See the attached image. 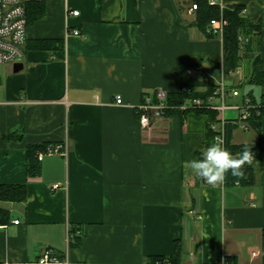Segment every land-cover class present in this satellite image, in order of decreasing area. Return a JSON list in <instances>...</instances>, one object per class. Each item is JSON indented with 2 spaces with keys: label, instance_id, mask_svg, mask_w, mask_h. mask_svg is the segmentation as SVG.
Segmentation results:
<instances>
[{
  "label": "crops",
  "instance_id": "1",
  "mask_svg": "<svg viewBox=\"0 0 264 264\" xmlns=\"http://www.w3.org/2000/svg\"><path fill=\"white\" fill-rule=\"evenodd\" d=\"M219 2L245 5L262 24L253 53L260 83L241 94L263 101L264 0ZM190 7V0L27 6L23 68L0 69V184L27 187L25 203L0 202L12 216L0 227V264H41L47 251L59 262L46 264H148L173 256L177 242L180 264H264V120L260 131L233 132L232 144L262 155L256 184L233 187L211 186L189 166L206 142L204 115L168 116L149 133L140 125L147 93L206 91L208 76L188 75L187 67L219 77L213 65L223 60V42L205 35ZM65 141V157L46 156L41 175L28 176V146Z\"/></svg>",
  "mask_w": 264,
  "mask_h": 264
},
{
  "label": "built area",
  "instance_id": "2",
  "mask_svg": "<svg viewBox=\"0 0 264 264\" xmlns=\"http://www.w3.org/2000/svg\"><path fill=\"white\" fill-rule=\"evenodd\" d=\"M48 0H0V65H17L23 62L25 57L24 46L27 40V6L31 3H43ZM210 6H217L221 10V15L218 19L211 20L205 30V35L209 38H215L223 42L224 33L229 25L228 20L223 16V5L219 0H206ZM198 4L191 3L189 14H196ZM73 16H78L79 12L73 11L69 13ZM247 14V9L242 11V15ZM75 36L84 37L80 31H73ZM240 49H244L251 43V37L241 33L238 37ZM185 72L188 75L203 74L212 77L215 83L214 91L206 99L194 98L189 100L180 109L183 111H198L210 110L219 113L218 122L211 125L213 132V142L217 136L224 140L226 147V127L228 122H233L236 129H241L244 132L251 130L249 123L253 114L264 116V105L262 101H254L249 94H241V86L243 81L236 76L242 75L241 67L236 71L227 73L223 68L219 71V77H215L205 72L201 66L194 65L187 67ZM1 84V83H0ZM183 91H190L188 88H183ZM242 97L241 105H233L228 103L232 98ZM169 94L163 89H156L147 93L144 96L142 103L137 107L139 121L142 129L148 133L153 129L154 125L161 119L167 118ZM116 104L123 103L122 97H115ZM229 112H234L235 116L230 117ZM204 151V150H203ZM68 154V143L65 141L59 144L48 145L42 151L37 153L38 160L43 161L46 156L58 155L65 157ZM55 189L59 185L54 186ZM193 218L197 221L201 220V215L193 214ZM16 225L20 222L15 221ZM7 226H4L6 228ZM59 260L52 257L51 252L47 251L40 260L41 264L58 263ZM154 264H169L167 261H158ZM218 264H229L227 259H222Z\"/></svg>",
  "mask_w": 264,
  "mask_h": 264
},
{
  "label": "trees",
  "instance_id": "3",
  "mask_svg": "<svg viewBox=\"0 0 264 264\" xmlns=\"http://www.w3.org/2000/svg\"><path fill=\"white\" fill-rule=\"evenodd\" d=\"M198 4V11L196 12V25L205 32L206 27L211 20L218 19L221 15V10L217 6H210L206 0H190V3ZM247 9L245 5H231L226 6L223 10V16L228 20L229 25L224 33L223 40V60L217 61L213 65V70L218 72L223 66V69L227 73L236 71L242 66V63L246 60H251V74L248 76L243 85H255L260 83L261 77V57L259 54L253 58V53L258 48V39L262 33V24L259 20H255L247 14L242 15V11ZM28 22V17H27ZM243 33L244 35L251 37V43L248 44L244 49H240L238 37ZM34 49H46L50 48V44L46 43L43 45H34ZM244 64V63H243ZM241 86L243 88L244 86ZM183 88H188L190 91H183ZM215 83L212 77H207L206 91L197 92L194 91L190 86H183L178 93H169L167 115H185L191 110L183 111L180 108L185 105L189 100L194 98L206 99L214 91ZM264 105V99L262 101ZM207 118V138L205 145L200 152L202 154L211 143H213V132L211 131V125L218 122L219 113L210 110H198L195 111ZM264 115V110H263ZM167 116V117H168ZM264 116H258L253 114L250 118L249 123L251 130L260 131ZM236 127L233 122H228L226 127V148L229 151L242 152L245 145H234L232 144V135ZM48 145H30L27 147V174L29 177H39L41 175V161L38 160L37 153L42 151ZM248 146V145H247ZM251 148L252 146H248ZM253 152V151H252ZM253 162L251 165L244 168L243 178H234L231 173L228 174L224 185L227 187H233L236 185L242 186H253L256 184L257 175L262 168V155L261 153L253 152ZM27 200V187L25 184H0V202L3 203H14L22 204ZM12 216L9 210L0 207V227L7 226L11 223ZM181 245L179 242L176 243L175 253L171 257H151L148 264H154L158 261H167L169 264H180L181 261Z\"/></svg>",
  "mask_w": 264,
  "mask_h": 264
},
{
  "label": "clouds",
  "instance_id": "4",
  "mask_svg": "<svg viewBox=\"0 0 264 264\" xmlns=\"http://www.w3.org/2000/svg\"><path fill=\"white\" fill-rule=\"evenodd\" d=\"M253 152L247 145L241 153L233 155L225 146L224 140L217 136L201 154V158L189 161L196 176L211 186L223 184L229 173L234 178L244 177L245 165L253 162Z\"/></svg>",
  "mask_w": 264,
  "mask_h": 264
},
{
  "label": "rangeland",
  "instance_id": "5",
  "mask_svg": "<svg viewBox=\"0 0 264 264\" xmlns=\"http://www.w3.org/2000/svg\"><path fill=\"white\" fill-rule=\"evenodd\" d=\"M251 60H246L245 62H244V66H243V73H244V76H246V77H248L250 74H251ZM2 68V66L0 65V69ZM221 68H223V66H221ZM220 71H221V69H220ZM237 77V79H239V76H236ZM228 115L230 116V117H234V115H235V113L234 112H229L228 113ZM240 133H242L243 135H246L245 133L246 132H244V131H239L238 132V135H242V134H240ZM248 133V132H247ZM249 133H251V132H249Z\"/></svg>",
  "mask_w": 264,
  "mask_h": 264
},
{
  "label": "water",
  "instance_id": "6",
  "mask_svg": "<svg viewBox=\"0 0 264 264\" xmlns=\"http://www.w3.org/2000/svg\"><path fill=\"white\" fill-rule=\"evenodd\" d=\"M22 68H23V64H22V63L17 64V65L14 66V72H18V71H20Z\"/></svg>",
  "mask_w": 264,
  "mask_h": 264
},
{
  "label": "bare ground",
  "instance_id": "7",
  "mask_svg": "<svg viewBox=\"0 0 264 264\" xmlns=\"http://www.w3.org/2000/svg\"><path fill=\"white\" fill-rule=\"evenodd\" d=\"M200 66V65H199Z\"/></svg>",
  "mask_w": 264,
  "mask_h": 264
}]
</instances>
